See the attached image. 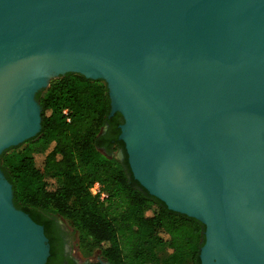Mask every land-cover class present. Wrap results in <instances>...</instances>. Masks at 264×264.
Here are the masks:
<instances>
[{"label":"water","instance_id":"water-1","mask_svg":"<svg viewBox=\"0 0 264 264\" xmlns=\"http://www.w3.org/2000/svg\"><path fill=\"white\" fill-rule=\"evenodd\" d=\"M68 72L106 82L133 179L204 225L200 264H264V0H0V154ZM12 197L0 169V264H46Z\"/></svg>","mask_w":264,"mask_h":264},{"label":"trees","instance_id":"trees-1","mask_svg":"<svg viewBox=\"0 0 264 264\" xmlns=\"http://www.w3.org/2000/svg\"><path fill=\"white\" fill-rule=\"evenodd\" d=\"M35 98L40 131L3 151L0 169L11 184L14 206L44 226L49 244L42 213L65 220L80 249H97L108 264H199L204 225L149 195L133 179L126 156L124 162L110 156L123 144L115 138L120 114L108 116L106 82L68 72ZM109 135L113 140L107 141ZM49 143L47 152L33 150ZM96 182L103 199L89 191ZM157 250L166 253L164 259ZM46 264H52V255Z\"/></svg>","mask_w":264,"mask_h":264},{"label":"flooded vegetation","instance_id":"flooded-vegetation-1","mask_svg":"<svg viewBox=\"0 0 264 264\" xmlns=\"http://www.w3.org/2000/svg\"><path fill=\"white\" fill-rule=\"evenodd\" d=\"M121 116V115H120ZM119 123L117 127L119 129L118 134L113 136L109 135L107 141L113 140L112 137H115L118 141H121L123 146L117 147V150L121 153V159L119 161L124 162L125 156L127 160V155L125 151L124 142L119 139L120 128L119 126L123 123L122 117L119 118ZM110 126L106 125L103 129L104 132H108ZM128 164V163H127ZM45 220L47 221L46 225L48 228L49 235L51 236V245L49 244V238L47 237L49 244V255H52V264H108L102 258L97 257L95 260L88 258L85 260L79 259L76 255V251L74 250V244L72 240V236L68 233L67 229L64 227V223L58 216L50 214V213H42ZM43 227L42 224H40ZM204 241V240H203ZM203 244V243H202ZM50 251L52 254H50ZM49 257V256H48ZM200 264V258H199Z\"/></svg>","mask_w":264,"mask_h":264},{"label":"rangeland","instance_id":"rangeland-1","mask_svg":"<svg viewBox=\"0 0 264 264\" xmlns=\"http://www.w3.org/2000/svg\"><path fill=\"white\" fill-rule=\"evenodd\" d=\"M52 143H49L45 146H37V147H34L33 150L35 151H41V152H47L51 149L52 147ZM26 146V144L24 143L22 145V147ZM110 156H113L114 158H116L117 160H120L122 157H121V153L119 150L117 149H114ZM61 219V218H59ZM62 222L64 223V227L67 229L68 233H70V235L72 236V240H73V244H74V250L76 251V255L79 259H82V260H85V259H88V258H91L93 260H95L97 257H100V253L97 249H94V250H84V249H80L78 243H77V233L72 229V227L63 219H61ZM158 256L161 258V259H164L165 256H166V253L161 251V250H157L156 251Z\"/></svg>","mask_w":264,"mask_h":264},{"label":"built area","instance_id":"built-area-1","mask_svg":"<svg viewBox=\"0 0 264 264\" xmlns=\"http://www.w3.org/2000/svg\"><path fill=\"white\" fill-rule=\"evenodd\" d=\"M89 191L93 195H97L100 199H103L106 196L105 192L101 189L100 184L97 182L90 187Z\"/></svg>","mask_w":264,"mask_h":264},{"label":"bare ground","instance_id":"bare-ground-1","mask_svg":"<svg viewBox=\"0 0 264 264\" xmlns=\"http://www.w3.org/2000/svg\"><path fill=\"white\" fill-rule=\"evenodd\" d=\"M24 264V263H23Z\"/></svg>","mask_w":264,"mask_h":264}]
</instances>
